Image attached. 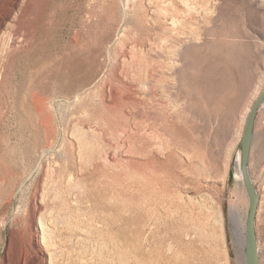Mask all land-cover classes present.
Returning a JSON list of instances; mask_svg holds the SVG:
<instances>
[{
    "label": "rangeland",
    "instance_id": "1",
    "mask_svg": "<svg viewBox=\"0 0 264 264\" xmlns=\"http://www.w3.org/2000/svg\"><path fill=\"white\" fill-rule=\"evenodd\" d=\"M20 9L10 23L24 36L0 33V47L20 40L0 62V264H42L37 236L46 264H246L237 162L264 89V0ZM20 134L38 160L14 177ZM250 173L264 264V106Z\"/></svg>",
    "mask_w": 264,
    "mask_h": 264
},
{
    "label": "bare ground",
    "instance_id": "2",
    "mask_svg": "<svg viewBox=\"0 0 264 264\" xmlns=\"http://www.w3.org/2000/svg\"><path fill=\"white\" fill-rule=\"evenodd\" d=\"M22 2H23V0H0V33H2V31H3V29L5 27H8V28L12 27L13 33H14L13 34L14 37L15 36H19V35L24 36L23 28H21L18 23H16L15 25H12V26H11V23H10L11 21H14V19H13L14 18V14L16 13V11L18 9H20V6H21ZM14 37H12V36L10 37L9 42L6 43L4 48L0 47V62H2L1 60L6 57L5 55H7L9 53L12 54V51L14 52L15 50H18V48H19L18 43H20V40L19 39H15ZM26 42H27V40H26ZM0 68L2 69L1 65H0ZM1 73H0V77H1ZM0 108H1V106H0ZM25 126L26 125L23 122L22 123V127H25ZM48 131L50 132L51 136L48 135L49 137L47 138V140L50 139V141H49L50 144H53L54 143V138H53V135H52L53 134V130L51 129V126L49 127ZM15 137H17V136H15ZM17 139H18L17 144L15 146L13 145V147L11 146L12 149H10L6 153V155L14 158L13 165L11 167L12 172L14 173V177H15V174L21 176L22 169L24 170L23 173H25L26 175L30 174L33 171V169L35 167V164H36V162L38 160V155H37L38 142L37 141L34 142V143L32 141L30 142V139L28 140L27 137L25 136V134H20ZM79 151L81 152L82 155H85V153H88V147L85 144H81L79 146ZM41 159H42V157H40L39 161ZM83 160H85V159H83ZM20 163L21 164L23 163V165H21ZM237 165H238L239 174L241 175V173H240V160L239 159H238ZM16 178H19V177L17 176ZM12 179H14V178H12ZM37 198H38V194L36 192L35 193V205L36 206L39 205ZM233 207H234L233 209H236V210H239L238 208H240L239 205H233ZM39 209H40V207H37L35 211L37 212ZM236 210H234V211H236ZM36 212H35V214H37ZM119 232H120V236H124L125 232L123 231V229L120 230ZM118 238H120V237L118 236ZM119 242H120V240H119ZM35 244L37 246L36 259L41 261L42 264H46V261H47L46 260V254H45V250L41 246V242H40L39 236H37L35 238ZM114 244H115V247H116L117 243H115V241H114ZM120 244L118 246H122ZM122 244H123V242H122ZM119 253H121V252H119ZM24 255L27 257L29 255V252L25 251ZM145 264H146V262H145Z\"/></svg>",
    "mask_w": 264,
    "mask_h": 264
},
{
    "label": "water",
    "instance_id": "3",
    "mask_svg": "<svg viewBox=\"0 0 264 264\" xmlns=\"http://www.w3.org/2000/svg\"><path fill=\"white\" fill-rule=\"evenodd\" d=\"M263 106L264 89L250 110L240 143V173L250 202V210L246 224V264H261L258 237L256 232V218L259 209L260 197L250 173V159L256 134V124L260 110Z\"/></svg>",
    "mask_w": 264,
    "mask_h": 264
}]
</instances>
